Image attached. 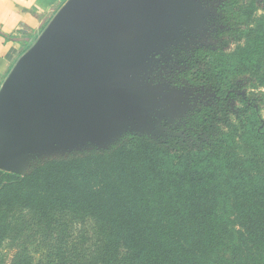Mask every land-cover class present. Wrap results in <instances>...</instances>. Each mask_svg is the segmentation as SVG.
<instances>
[{
    "label": "trees",
    "instance_id": "1",
    "mask_svg": "<svg viewBox=\"0 0 264 264\" xmlns=\"http://www.w3.org/2000/svg\"><path fill=\"white\" fill-rule=\"evenodd\" d=\"M238 3L228 0L226 12L242 19L245 13ZM247 13L252 16L253 12ZM243 32L248 41L233 55L224 57L221 49L198 47L186 57L189 67L179 73L180 79L211 86L219 96L217 104L196 109L190 116L195 146L129 135L108 148L47 159L25 174L0 169V210L4 212L0 243L20 232L19 219H9L15 209L41 214L67 210L94 217L104 234L97 257L87 264H264V190L243 194L248 199L261 197L246 211L243 205L230 202V196L225 204L211 199L218 194L210 187L217 177L192 170L193 157L187 158L189 170L183 175L162 172L173 151L189 148L220 164L231 158L221 150L223 138L215 132L222 127L217 124H232L234 111L228 99L243 90L238 75L264 72L263 22ZM258 80L263 84L264 75ZM238 98L244 107L235 115L245 123L246 138H254L255 146L264 149V124L256 101L248 95ZM255 164H261L258 171L264 181V155ZM121 244L127 250L125 259L119 257ZM14 261L34 264L25 248L16 252Z\"/></svg>",
    "mask_w": 264,
    "mask_h": 264
},
{
    "label": "water",
    "instance_id": "2",
    "mask_svg": "<svg viewBox=\"0 0 264 264\" xmlns=\"http://www.w3.org/2000/svg\"><path fill=\"white\" fill-rule=\"evenodd\" d=\"M198 14L196 0H66L0 88V169L152 125L173 95L143 81L148 61Z\"/></svg>",
    "mask_w": 264,
    "mask_h": 264
},
{
    "label": "rangeland",
    "instance_id": "3",
    "mask_svg": "<svg viewBox=\"0 0 264 264\" xmlns=\"http://www.w3.org/2000/svg\"><path fill=\"white\" fill-rule=\"evenodd\" d=\"M196 3L199 12L197 21L182 27L179 31V38L164 45L148 61L143 75V81L146 84L160 85L163 89L174 93L193 94L198 89L211 92V86L192 87L187 81L180 79V71L189 67L186 64V57L192 56L193 51L198 47L221 49L224 53L223 56L229 57L240 45H244L248 41L247 33L243 32V29L248 27L256 29L262 25V22L264 28V0H239L237 6L242 5V11L245 13L242 19H235L232 18L235 16L227 14L228 0H196ZM247 11H252V16ZM242 73L244 74L238 75L237 83L241 85L243 93L256 101L258 115L264 124V83L262 84L258 80L260 76L264 75V72L259 75L256 73L254 75L250 71ZM205 103L208 102L203 100L187 101L178 113L168 115L163 112L164 114L160 115L152 125L146 126L143 132L125 131L115 143L129 135H137L150 137L165 144L188 142L190 147L195 146L193 144L197 138L195 131L191 129L190 133L184 134L180 129H183L184 123H186V127L189 126L192 111ZM230 105L234 111L230 114L232 124L229 126L226 124V126L220 122L217 125H221L222 131L215 132V135H221L223 138L222 152H228L231 156L225 164L212 163L206 159L204 154L194 153L188 148L184 149L182 153L171 152L165 160L162 172L166 176L172 175L171 172L174 171L183 175L189 170L187 168L188 159L193 157L192 170L198 168L202 173L217 177L211 182L210 187L218 194L211 199H216L218 204H225L230 196V202L234 201L235 204L243 205L247 211L252 205L258 203L261 197L255 195L256 197L248 199L243 194L264 190V181L260 178L261 172L258 171L261 164H255V162H260L264 155V149L260 145L255 146L254 138L253 140L246 138L245 123L239 121L235 115L239 107H244L241 99L232 100ZM175 106V102L171 100H161L155 109L146 110V119L151 118V114L154 112L169 111ZM108 147L86 143L72 147L39 150L23 162L20 172L14 173L25 174L39 162L68 155L75 151ZM48 214L49 211L46 214H41L38 211L22 209H15L10 214L11 221L19 219L18 229L20 232L18 234L13 232L11 234L13 239H7L0 243V264H15L16 252L22 248H25L26 252L32 256L34 264H87L94 262L104 241V234L100 233L101 227L97 220L92 216L83 217L81 213L67 210L50 213L49 216ZM2 217L4 218V212L0 210V219ZM119 257L122 259L128 257L127 250L123 245Z\"/></svg>",
    "mask_w": 264,
    "mask_h": 264
},
{
    "label": "crops",
    "instance_id": "4",
    "mask_svg": "<svg viewBox=\"0 0 264 264\" xmlns=\"http://www.w3.org/2000/svg\"><path fill=\"white\" fill-rule=\"evenodd\" d=\"M66 0H0V88Z\"/></svg>",
    "mask_w": 264,
    "mask_h": 264
},
{
    "label": "flooded vegetation",
    "instance_id": "5",
    "mask_svg": "<svg viewBox=\"0 0 264 264\" xmlns=\"http://www.w3.org/2000/svg\"><path fill=\"white\" fill-rule=\"evenodd\" d=\"M189 85H191L190 83H188ZM192 87H196L198 85H191ZM212 91L211 92H206L202 89H198V91L196 93H193V94H188V93H182V92H169V93H172L173 97L172 99H170L171 101L175 102L176 106L174 109L172 110H169V111H160V112H154L151 114V120L154 122L156 121L157 119H159L160 115L164 114V113H167L168 115H173L175 113H178L180 111V108L182 107V105L185 103V102H189V101H200V100H203V101H207L208 103H205L203 104V106H208V105H214V104H217V100L219 99V96L217 94V91L214 90L212 87H211ZM167 91L166 89H164V92ZM237 96L239 97V95H242L243 97H245L247 94L246 93H243V90H237ZM238 97H230L228 99V104L230 105L231 104V101L232 100H235L237 99ZM163 97H160V99H162ZM167 100H169L168 98H166ZM240 99V98H238ZM212 100V101H210ZM210 101V102H209ZM242 101V100H241ZM213 103V104H211ZM178 104V105H177ZM203 106L199 107V108H202ZM231 106V105H230ZM232 107V106H231ZM199 108H196V109H199ZM194 109V110H196ZM193 110V111H194ZM192 111V112H193ZM164 112V113H163ZM165 119V118H163ZM162 119V120H163ZM167 120V119H166ZM150 119L147 120V122H149ZM165 121V120H164ZM166 123H168L167 121H165ZM146 126H150V124H146ZM183 129H180L181 132H184V134H188L190 133L189 130L193 129V127L190 125V122H189V126L186 127V123H184L183 125ZM194 130V129H193ZM192 135V134H190Z\"/></svg>",
    "mask_w": 264,
    "mask_h": 264
}]
</instances>
